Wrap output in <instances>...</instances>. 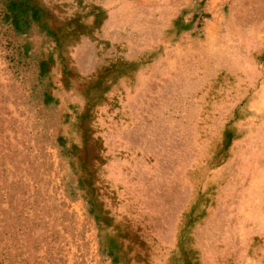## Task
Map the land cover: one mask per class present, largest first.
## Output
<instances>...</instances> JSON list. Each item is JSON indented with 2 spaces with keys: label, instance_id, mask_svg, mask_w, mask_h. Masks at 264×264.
Here are the masks:
<instances>
[{
  "label": "rangeland",
  "instance_id": "obj_1",
  "mask_svg": "<svg viewBox=\"0 0 264 264\" xmlns=\"http://www.w3.org/2000/svg\"><path fill=\"white\" fill-rule=\"evenodd\" d=\"M0 264H264V0H0Z\"/></svg>",
  "mask_w": 264,
  "mask_h": 264
}]
</instances>
